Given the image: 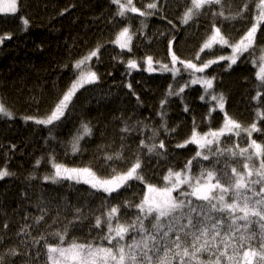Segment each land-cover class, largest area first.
<instances>
[{"label": "snow or ice", "instance_id": "1", "mask_svg": "<svg viewBox=\"0 0 264 264\" xmlns=\"http://www.w3.org/2000/svg\"><path fill=\"white\" fill-rule=\"evenodd\" d=\"M19 2L0 0V13H17ZM110 3L117 6L115 16L129 21L110 41L121 50L131 52L136 35L132 31L130 13L144 20L157 15L166 19L162 14L161 0H148L142 8L137 7L134 0H110ZM182 3L184 9L178 17L181 25L195 23L201 17L211 20L194 55L188 59L177 55L174 50L176 37L172 35L166 45L167 62L154 60L153 56L147 55L141 58V62L128 59L127 68L137 69L143 63L145 71L171 73L173 81L187 73L190 79L184 80L178 87L168 85L165 99L160 102L161 108L167 103V97L181 96L185 88L199 84L204 89L200 99L203 101L205 96H210L216 102L207 117L219 109L223 113L221 126L201 131L193 117L190 134L175 146L186 148L195 145L194 155L179 169L169 166L157 183L149 182L144 172L145 156L166 158L167 155L164 140L156 139L159 135V129L156 128L150 129L152 134L146 139L139 140L130 156L125 155L128 146L126 137L122 136L120 150L103 155L101 167L108 169L104 175H99L91 163L70 167L51 154L48 163L52 171L42 177L43 181L52 184L65 180L83 183L105 194L101 204L98 209L88 208L87 211L84 207L74 206L73 219L67 221L63 228L53 229V225L61 222V209L57 207L56 214L50 217L51 223H47L46 218L51 212L48 205L51 202L41 198L36 205L40 214L24 217L25 220L31 219L32 224L25 223L16 232L17 236L22 237L19 245L0 250V264H17V261L20 264H36L41 255V249L36 246L41 242L45 257L43 264H264V141L253 138L254 133L264 135V128L260 126L264 122V104L254 109L253 120L245 126L225 111L223 93L210 91L214 88L215 77L205 74L207 69L220 61H228V68H231L247 53L249 57H254L252 62L258 69L255 73L260 82L258 87L264 89V43L258 42V33H264V0H242L234 12L231 10L232 0H182ZM144 20H141V29L146 27ZM235 20L249 21L238 38L222 30L224 22ZM21 22L26 30L29 20L21 17ZM168 23L176 27L171 20ZM160 35L166 34L161 32ZM10 39L11 33L0 34V45ZM102 47V44H97L95 49L75 62V78L42 117L26 115L21 118L26 123L32 121L37 125L54 127L55 122L65 115L76 92L86 84L98 82L99 76L88 62L93 57L98 59ZM225 47L231 49L229 55H215L214 49ZM202 53L210 58L202 59ZM262 97L264 92L258 90L252 99L260 101ZM184 111H189L187 105ZM15 115L0 98V117L11 120ZM124 123L121 132L137 130L136 125H128L127 121ZM142 123L137 121V125ZM160 127L166 133L176 132V128L169 129L166 122ZM144 128L150 126L144 124L140 129L141 134ZM51 131L49 129L50 135ZM92 133L90 122L81 123L68 142L71 153H80V142ZM225 141H230V144L225 146ZM221 157L225 159L222 161ZM233 159L239 160V169L232 163ZM203 161L209 164L205 165ZM116 162H122L125 167L116 166ZM40 163L37 160L36 166ZM221 163L223 167L217 168L216 165ZM197 166L199 171L194 173L193 168ZM13 175L7 165L0 167V180ZM29 179L36 177L33 175ZM132 181L144 185L139 202L124 200L111 203L112 199L120 195L121 189L131 187ZM133 208L137 211L131 216L127 211H122ZM89 218L94 221L89 224V236L69 239L71 230ZM41 225H44V230L38 237L32 236V229ZM8 229L9 222L6 219L0 222V245ZM93 229L98 230L95 235H92Z\"/></svg>", "mask_w": 264, "mask_h": 264}, {"label": "trees", "instance_id": "2", "mask_svg": "<svg viewBox=\"0 0 264 264\" xmlns=\"http://www.w3.org/2000/svg\"><path fill=\"white\" fill-rule=\"evenodd\" d=\"M134 2L142 8L148 0ZM241 3L242 0H232L231 10L236 11ZM161 4L166 19L157 15L144 20L136 14H129L132 17V31L136 32L131 52L110 43L129 22L115 16L117 6L111 4L110 0H20L17 13H0V34H12V39L0 45V98L16 114L11 120L0 117V167L7 165L8 170L14 173L0 180V222L5 219L9 222L7 236L0 250L19 245L22 237L17 236L16 232L21 225L32 224L31 219H24L26 215L40 214L36 205L41 198L51 202L48 205L51 212L46 218L47 223H51L50 217L56 214L57 207L61 209V222L53 225V229L63 228L67 221L73 219L74 206L84 207L86 211L88 208H99L105 194L96 192L88 185L67 180L59 184L43 181L42 177L52 171L48 163L51 154L70 167L91 163L99 175H104L108 169L101 167L103 155L105 152L119 151L122 136L126 137L128 146L125 155L130 156L139 140L146 139L152 134L150 129L156 128L159 129L156 139L164 140L167 155L166 158L145 156L144 172L149 182L157 183L169 166L179 169L194 155L195 145L186 148L175 146L190 134L193 117L201 131L221 126L223 113L219 109L207 117L215 104L210 96H205L203 101L200 99L204 89L199 84L185 88L181 96L167 97V103L161 108L160 102L165 99L168 85L178 87L184 80L190 79L187 73L173 81L171 73H149L144 70L143 63L137 69L127 68L128 59L141 62V58L147 55L153 56L154 60L167 62L166 45L172 35L176 37L174 50L184 59L191 58L204 39L211 23L210 18L201 17L195 23L181 25L178 17L184 9L182 0H161ZM21 17L29 20L26 30ZM141 20L146 25L142 29ZM168 20L176 27L173 28ZM248 23V20L224 22L222 30L238 38ZM137 29L141 30L137 32ZM161 32L166 35L161 36ZM258 38V42L264 43V33H258ZM97 44L103 45L98 59L93 57L88 64L99 76L98 82L86 84L76 92L65 115L55 122L54 127L37 125L32 121L26 123L21 117H42L53 106L75 78V62L95 49ZM213 51L216 56L231 53L227 47ZM201 57L210 58L204 53ZM253 60L254 57L245 53L231 68H228V61H220L205 73L215 77L212 91L223 93L225 111L245 126L253 120L254 109L264 104V97L260 101L252 99L258 90L264 92V89L258 87L260 82L255 77L258 69ZM185 105L188 112L184 111ZM125 121L128 125H136L137 130L121 132ZM137 121L143 123L137 125ZM88 122L93 127V133L80 142L82 151L72 154L68 142L81 123ZM164 122L169 129L175 127L176 132L166 133L160 127ZM144 124L150 128H144L141 134L140 129ZM260 126L264 128V122ZM49 129L52 130L51 135ZM253 138L264 141V135L259 133H254ZM229 144L230 141H225V146ZM241 146H244L243 143ZM224 159L221 157L222 161ZM37 160L41 161L38 167ZM203 163L209 164L208 161ZM232 163L238 169L241 167L237 159H233ZM116 166L125 167L122 162H116ZM216 167L221 168L223 164ZM198 171V166L193 168L194 173ZM33 175L36 179H29ZM130 184L131 187L121 189L120 195L112 199L111 203L124 200L139 202L144 185L138 181ZM122 211H127L131 216L137 210L133 208ZM93 222L91 218L85 220L82 225L71 230L69 239L88 237L89 224ZM43 230L44 225L34 227L32 236L38 237ZM97 231L93 229L92 235ZM36 247L41 249L36 264H43V242ZM17 264L20 262L17 261Z\"/></svg>", "mask_w": 264, "mask_h": 264}, {"label": "rangeland", "instance_id": "3", "mask_svg": "<svg viewBox=\"0 0 264 264\" xmlns=\"http://www.w3.org/2000/svg\"><path fill=\"white\" fill-rule=\"evenodd\" d=\"M118 46V45H117ZM119 47V46H118ZM179 66V65H178ZM197 75H200V74H197ZM82 89V88H81ZM210 91H212V90H210ZM210 99H211V97H210ZM214 102V104L216 103L215 101H213Z\"/></svg>", "mask_w": 264, "mask_h": 264}]
</instances>
